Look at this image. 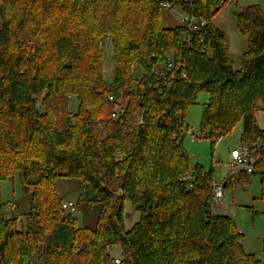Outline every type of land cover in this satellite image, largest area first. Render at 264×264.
<instances>
[{"label":"trees","instance_id":"obj_1","mask_svg":"<svg viewBox=\"0 0 264 264\" xmlns=\"http://www.w3.org/2000/svg\"><path fill=\"white\" fill-rule=\"evenodd\" d=\"M230 1L0 0V182L18 176L36 203L22 228L0 206V264H116V246L121 264H264L245 251L238 224L215 213L213 171L192 167L181 142L187 111L205 92L201 139L214 148L243 122L241 142L264 143L256 119L264 111V10L236 14L248 50L235 69L228 37L214 25ZM165 4L208 25L165 28ZM107 36L112 84L101 47ZM169 55L173 72L164 68ZM156 67L173 82L162 92ZM259 157L251 175L230 177L225 189L257 176L264 200V147ZM58 179L75 180L78 206L97 209L94 229L63 209ZM127 199L140 214L131 230Z\"/></svg>","mask_w":264,"mask_h":264},{"label":"rangeland","instance_id":"obj_2","mask_svg":"<svg viewBox=\"0 0 264 264\" xmlns=\"http://www.w3.org/2000/svg\"><path fill=\"white\" fill-rule=\"evenodd\" d=\"M258 5L264 10V0H231L222 12L215 18L214 25L223 30L229 37L231 47V58L235 69H240L242 55L248 50V41L237 28L236 14L240 13L249 6ZM162 24L165 28H175L182 26V13L177 9L162 10ZM102 50L105 53V78L109 84H112L116 68L114 60L111 38L107 36L101 42ZM139 70H136V75ZM112 87V86H110ZM209 101V95L202 92L198 96L197 103L187 111L185 126L189 127L196 138L186 136L184 148L191 155L192 167L203 166L207 171H213V180L215 185L223 186L231 177V165L233 158L232 150L241 146V135L244 130V123H240L227 136L221 139L214 148L208 140L201 139V123L204 113V105ZM39 103L38 106H40ZM264 110V108H262ZM78 111V103L75 98H71L70 112ZM259 122L261 128H264V111L259 112ZM98 127L99 139L105 141L108 138V132L105 128ZM245 173V172H243ZM18 175V174H17ZM189 175L188 177H190ZM56 190L63 202L79 203L80 193L78 185L73 179H58L56 181ZM260 178L254 176L247 185L233 183L231 187L225 189V196L222 200L226 210L215 213L230 216L237 224L244 235L243 247L247 253L253 254L259 261H264V200L261 199ZM36 203L33 199V188L24 187L19 181L18 176L6 182H0V206L4 205L3 213L6 219L19 218L18 228L27 225V217L33 214ZM23 215V216H21ZM78 219L81 227L94 229L97 226L98 214L96 208L87 209L84 205L78 206L77 213L74 215ZM140 214L135 212L129 199L125 201L124 224L126 230H131L139 221ZM121 247H114L111 255L116 260L123 261V252ZM41 250H38L37 256L40 261ZM42 264V263H39Z\"/></svg>","mask_w":264,"mask_h":264},{"label":"built area","instance_id":"obj_3","mask_svg":"<svg viewBox=\"0 0 264 264\" xmlns=\"http://www.w3.org/2000/svg\"><path fill=\"white\" fill-rule=\"evenodd\" d=\"M164 8L170 9V5L165 4ZM171 10V9H170ZM182 13V12H181ZM182 26H184L189 33L198 32L202 28L206 27L208 25V22L205 19H200L195 16H190L187 14L182 13ZM167 72H173L176 68L175 59L172 55H169L166 59L165 66ZM136 73V71H134ZM154 76L156 77V80L154 82V86L159 90V92H162L164 89L170 88L173 85V82L169 76H167L163 72V68L156 67L153 72ZM187 76V64L184 62L182 64V72H181V78L186 79ZM111 102H114V97H110ZM100 128H103V125H99ZM186 135H189L192 137V141L195 142L196 138L192 131L187 129L185 131ZM264 147V143L261 141L257 142H246L241 143V146L235 150H232L231 157L233 158V164L231 165V177L237 176L241 172H245L248 174H252L255 171V166L258 163L259 160V152ZM119 161H122V158L118 159ZM191 180V177L184 178V181ZM214 189V196L212 199L213 208L216 209L219 213L226 210L225 206L222 203V200L225 196V188L224 185H213ZM63 209L67 212L71 213L72 215H75L77 213V206L75 203L72 202H63ZM116 264H121V260H116Z\"/></svg>","mask_w":264,"mask_h":264},{"label":"crops","instance_id":"obj_4","mask_svg":"<svg viewBox=\"0 0 264 264\" xmlns=\"http://www.w3.org/2000/svg\"><path fill=\"white\" fill-rule=\"evenodd\" d=\"M228 34V33H227ZM226 34V35H227ZM227 37H228V35H227ZM228 41H229V37H228ZM229 46H230V42H229ZM230 51H231V47H230ZM231 55V54H230ZM262 108H264V104L262 105ZM257 124H258V126L261 128V124H260V122H259V114L257 115ZM261 129H264V128H261ZM243 132H244V130L242 131V134H243ZM242 136V135H241Z\"/></svg>","mask_w":264,"mask_h":264},{"label":"water","instance_id":"obj_5","mask_svg":"<svg viewBox=\"0 0 264 264\" xmlns=\"http://www.w3.org/2000/svg\"><path fill=\"white\" fill-rule=\"evenodd\" d=\"M184 141V137H182V139H181V142H183ZM227 187V183H225L224 184V188H226Z\"/></svg>","mask_w":264,"mask_h":264}]
</instances>
